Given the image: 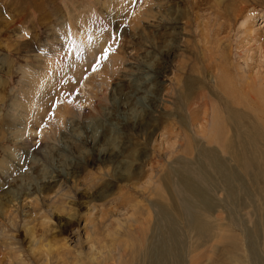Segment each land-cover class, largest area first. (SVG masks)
Wrapping results in <instances>:
<instances>
[{"label":"rangeland","instance_id":"1","mask_svg":"<svg viewBox=\"0 0 264 264\" xmlns=\"http://www.w3.org/2000/svg\"><path fill=\"white\" fill-rule=\"evenodd\" d=\"M243 1L249 17L229 26L215 14L223 6H210L218 0H135L133 11H150L135 22L127 0H0V264H140L142 246L163 228L153 205L176 201L181 174L221 206L201 219L236 234L237 219L252 229L253 210H239L235 192L226 198L221 177L202 163L198 146L208 137L195 129L210 124L208 94L186 100L211 61L264 74V0ZM67 23L99 44L80 76L59 54ZM173 215L187 264L199 240ZM209 249L198 250V264Z\"/></svg>","mask_w":264,"mask_h":264},{"label":"bare ground","instance_id":"2","mask_svg":"<svg viewBox=\"0 0 264 264\" xmlns=\"http://www.w3.org/2000/svg\"><path fill=\"white\" fill-rule=\"evenodd\" d=\"M14 1L16 2V0H12V2ZM127 1V5L128 3L130 5V0ZM236 2H239V4L237 5ZM219 5L223 6L224 11L221 13L215 9V14L219 15L221 19L224 18V22L229 26L230 22H236L241 17L248 15L246 18L244 17V21L249 17V5L246 1L218 0L217 3L212 2L210 6L216 8ZM129 9L132 10L131 12H134L133 17L130 18L134 22L140 16H148L150 12L146 6L143 8L142 13L140 11H133L134 7L132 4L129 6ZM63 25L64 30L65 28H71L69 29L70 39L75 37V42L73 43L72 40V43H70L69 41L63 48H58L60 52L63 51V55L60 52L59 54L61 57L63 56V59H61L63 69L65 70L66 68L68 72L72 70L74 73L79 70V67H82L80 65L81 62L91 59L93 53L96 51L95 49L99 48V44L93 37L87 38V40L76 37V33L74 32L77 26L76 23ZM246 30H249V28ZM246 36L251 37L249 35ZM56 39L52 38L51 40L54 43ZM27 44H24L25 47ZM70 47L72 49L71 52H69ZM56 50L54 49V51ZM65 53L68 54L65 55ZM228 60L230 59L228 58ZM226 62L227 64H222L223 62L211 61L209 63L210 67L206 68V71L210 73L209 77L199 78L197 76L196 85L193 87V80L190 86L192 89H197L198 91L194 96L188 95L186 100L188 101V105H190L192 102L194 103L193 100L198 98L199 93L202 94L201 97L203 98L209 96L208 100L212 104L210 124L206 120V123L197 127L199 128L198 130L195 129V134L199 133L201 139L204 135H206L204 137H208L204 144H201V142H199L201 145L197 144L199 145L198 147H203L198 148L199 153L204 156L202 163L212 167L215 174L218 175L217 177H221L220 184L224 187V193L231 196L235 192V199L238 202L237 208L239 210L245 211L247 207L253 210L251 214L253 215L252 229L247 230L246 228H242L241 222L237 219L238 230L236 234V231L229 232L228 229L226 230L224 223L222 226L218 224V227H212V224L208 220L201 219L202 215L212 216L220 205H217L214 202L215 200L207 197L206 192L193 183L191 179H187L181 174L176 181V189L172 191L175 193V197H172V200L174 198L176 201H172L169 206L163 204L153 205L155 212L160 216L159 218L156 217L157 224H162L163 228L160 229V234L148 238L147 243H144L142 246L139 255L140 264H165V259L169 257L174 261L172 264H182L183 255L181 251L183 245L181 246V241L178 239L175 230L170 227L175 224V219L171 217L172 213L176 217L184 218L185 224L189 227L188 230L193 231L195 237L199 240V243H196L194 246V252L197 251V253L192 254L193 256L188 259L187 264L199 263V259L201 260L203 253H199L198 250L204 246H210L209 253H206L208 254V256L206 255L207 264H264V74L261 75L242 70L243 68L233 63L232 60ZM243 64L246 65L245 60ZM44 65L54 64L53 61L46 60ZM85 66L86 64L83 68ZM240 70L242 72H239ZM206 71L204 72L207 73ZM81 73V71L77 72L76 76H80L79 74ZM0 100H2L1 96ZM205 117H208L206 111H204L202 117L204 121ZM192 118L190 117V119ZM9 133L12 134L11 132ZM25 139L20 141L25 140L29 144V137ZM185 143L188 144L184 145L185 149H188L190 144L191 146L193 145L189 139ZM205 147L207 150L204 149ZM210 149H219L225 152L227 157H217L214 153L210 152L212 151ZM192 151L194 150L192 149ZM230 165H233L234 168H231ZM200 173L202 174V172ZM209 176L211 178V175H208V179ZM209 182L212 181L210 180ZM231 185H235L236 188H232ZM230 196L225 197L230 200L232 199ZM248 197H250V203L253 200L250 206L246 205ZM200 213L203 214L200 216ZM195 257L196 259H194Z\"/></svg>","mask_w":264,"mask_h":264},{"label":"snow or ice","instance_id":"3","mask_svg":"<svg viewBox=\"0 0 264 264\" xmlns=\"http://www.w3.org/2000/svg\"><path fill=\"white\" fill-rule=\"evenodd\" d=\"M130 2H132V3H134L135 2V0H130ZM66 36H69V39H70V34L69 33H66ZM70 43H72L71 42V39H70ZM71 47L69 48V52H71ZM111 51H112V48H111V46L109 45V46H107V47H105L102 51H99L98 52V54H97V56L95 57V60H94V62L91 64V70L94 72V71H96L97 70V66L98 65H101L102 64V62H104V61H106L107 60V58H108V56H109V54L111 53ZM68 53H65V55H67ZM78 91V90H77ZM69 95H71V93H69ZM57 102H59V101H57Z\"/></svg>","mask_w":264,"mask_h":264},{"label":"crops","instance_id":"4","mask_svg":"<svg viewBox=\"0 0 264 264\" xmlns=\"http://www.w3.org/2000/svg\"><path fill=\"white\" fill-rule=\"evenodd\" d=\"M195 167V166H194ZM197 179V178H196ZM210 179V178H209ZM208 181V176L206 177V178H201L200 180H199V184L201 185L202 184V182H206V181Z\"/></svg>","mask_w":264,"mask_h":264}]
</instances>
